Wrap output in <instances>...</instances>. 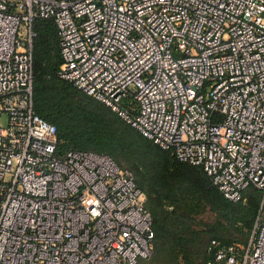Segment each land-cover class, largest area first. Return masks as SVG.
I'll list each match as a JSON object with an SVG mask.
<instances>
[{"label":"built area","instance_id":"2783aa9c","mask_svg":"<svg viewBox=\"0 0 264 264\" xmlns=\"http://www.w3.org/2000/svg\"><path fill=\"white\" fill-rule=\"evenodd\" d=\"M37 18L56 24L60 78L228 200L261 191L246 246L211 240L206 264H264V0H0V264H139L153 249L127 170L55 155L56 127L33 107Z\"/></svg>","mask_w":264,"mask_h":264},{"label":"trees","instance_id":"16d2710c","mask_svg":"<svg viewBox=\"0 0 264 264\" xmlns=\"http://www.w3.org/2000/svg\"><path fill=\"white\" fill-rule=\"evenodd\" d=\"M32 99L35 112L55 125V155L92 151L118 165L120 153L134 157L127 170L144 196L154 232L145 264H206L211 240L244 248L260 207L261 191L247 187L239 201L225 198L199 165L179 161L144 137L104 103L58 76L62 62L52 18L33 21ZM120 166V165H119ZM130 170V171H129ZM212 214L213 219L206 218ZM141 264V261H139Z\"/></svg>","mask_w":264,"mask_h":264},{"label":"rangeland","instance_id":"374dc122","mask_svg":"<svg viewBox=\"0 0 264 264\" xmlns=\"http://www.w3.org/2000/svg\"><path fill=\"white\" fill-rule=\"evenodd\" d=\"M0 124H1V126L5 125V116L1 117ZM127 153L128 152H126V151H124L123 153H120V155H119L120 156V162H118V163L122 169L128 170V169H132L134 157L131 154H127ZM205 217L210 218V220L213 219L212 214L206 215ZM140 261H141V264L146 263V260H140Z\"/></svg>","mask_w":264,"mask_h":264}]
</instances>
